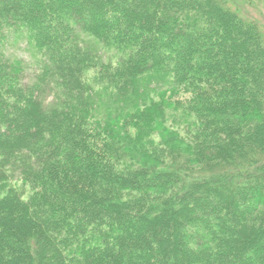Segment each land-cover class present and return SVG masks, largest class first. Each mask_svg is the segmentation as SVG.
<instances>
[{"label": "trees", "instance_id": "trees-1", "mask_svg": "<svg viewBox=\"0 0 264 264\" xmlns=\"http://www.w3.org/2000/svg\"><path fill=\"white\" fill-rule=\"evenodd\" d=\"M259 4L0 0V264H264Z\"/></svg>", "mask_w": 264, "mask_h": 264}, {"label": "rangeland", "instance_id": "rangeland-1", "mask_svg": "<svg viewBox=\"0 0 264 264\" xmlns=\"http://www.w3.org/2000/svg\"><path fill=\"white\" fill-rule=\"evenodd\" d=\"M246 10L249 12L248 15L253 16L254 18H257L261 24L263 25L262 27H264V4H259V5H247L246 6ZM24 44L25 43H17L14 44V46L12 47V50L15 54L18 55H25L27 57V52L24 49ZM194 94L191 93L189 90H167L165 92H163L161 94V96L163 98L170 97L173 100H168L167 101H175L177 99H186L188 100L189 98H191Z\"/></svg>", "mask_w": 264, "mask_h": 264}]
</instances>
